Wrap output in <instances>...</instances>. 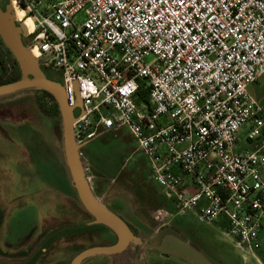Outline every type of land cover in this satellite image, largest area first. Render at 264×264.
I'll list each match as a JSON object with an SVG mask.
<instances>
[{
	"label": "built area",
	"instance_id": "built-area-1",
	"mask_svg": "<svg viewBox=\"0 0 264 264\" xmlns=\"http://www.w3.org/2000/svg\"><path fill=\"white\" fill-rule=\"evenodd\" d=\"M8 1L70 106L78 89L76 143L127 128L177 212L225 222L240 257L264 264V111L248 93L264 75V0ZM247 124L259 150L237 153Z\"/></svg>",
	"mask_w": 264,
	"mask_h": 264
},
{
	"label": "rangeland",
	"instance_id": "rangeland-1",
	"mask_svg": "<svg viewBox=\"0 0 264 264\" xmlns=\"http://www.w3.org/2000/svg\"><path fill=\"white\" fill-rule=\"evenodd\" d=\"M0 1L4 10L9 1ZM42 1L45 6L56 0ZM84 18L80 13L75 22ZM22 42L25 46L24 36ZM151 60L152 57L145 58L147 63ZM260 78L248 90L258 100L264 99V77ZM42 103L46 115L38 111ZM51 108L52 102L34 90L0 97L2 260H21L40 243L46 251L39 264H70L78 252L115 239L107 228L88 224L92 219L72 191L65 164L62 121L47 112ZM249 125L238 133L237 152L248 145ZM30 132H39L40 138H31ZM83 143L82 164L96 200L108 209L121 206V215L141 244H131L115 256H93L82 264H193L178 255L163 256L158 250L145 248L164 234L178 235L213 264H253L240 257L231 237L222 231L221 222L201 224L194 212H177L151 177L149 160L135 151L136 141L128 135L127 128L100 131ZM260 242L264 249V231Z\"/></svg>",
	"mask_w": 264,
	"mask_h": 264
},
{
	"label": "water",
	"instance_id": "water-1",
	"mask_svg": "<svg viewBox=\"0 0 264 264\" xmlns=\"http://www.w3.org/2000/svg\"><path fill=\"white\" fill-rule=\"evenodd\" d=\"M12 11L8 5L4 10L0 8V41L9 51L11 57L20 70L18 80L9 84L0 85V97L8 96L18 91L40 90L52 96L58 105V112L62 121L63 151L66 160V167L71 177V183L75 190L79 204L90 214L91 225H102L116 238L111 246L88 247L77 253L70 264H82L86 259L96 255L115 256L128 249L132 245H140L138 237L133 236L126 223L115 213L108 210L99 203L92 192L88 182L85 168L82 164L80 149L86 143L77 144L73 134L74 122L76 121L74 111L81 114L82 102L78 96V89L75 87L76 103L70 106L67 103L62 85L56 81L47 79L31 52L24 46L22 38L26 31L22 24L16 25ZM116 209V208H114ZM146 249H155L166 255H178L193 264H213L207 260L196 248L182 241L177 236H163L157 245H145Z\"/></svg>",
	"mask_w": 264,
	"mask_h": 264
},
{
	"label": "trees",
	"instance_id": "trees-1",
	"mask_svg": "<svg viewBox=\"0 0 264 264\" xmlns=\"http://www.w3.org/2000/svg\"><path fill=\"white\" fill-rule=\"evenodd\" d=\"M42 72L47 79L52 80V81H56L59 84H61V81L58 78V76L56 75V73L46 72V71H42ZM19 77H20V70H19L17 64L15 63L13 58L11 57V54L9 53V51L6 50L5 46L0 41V85H3V84L6 85V84H9L11 82H14V81L18 80ZM34 92H40L41 94L46 96L52 102V108L50 110H47V112L51 113V116H53L54 118L56 117L58 119V121H60L61 117H60V114L58 112V105L56 104V102L54 101L52 96L50 94L43 92V91H40V90H34ZM146 94H147V92L145 90H142L140 93H138V97L136 98L135 102L137 104H139L140 102H146L147 103ZM44 109H46V106L44 105V103L38 105V111L40 112V114L43 113L44 115H46L43 112V111H45ZM50 111H52V112H50ZM52 121H54V120L52 119ZM30 136H31V138H33L35 140H37L38 137L40 138L39 132H30ZM79 153L81 154V156H83L82 151H80ZM72 191L75 195V190L73 188H72ZM100 227L105 228L103 226H100ZM220 227L222 228L223 232H226L227 225L225 222L221 221Z\"/></svg>",
	"mask_w": 264,
	"mask_h": 264
},
{
	"label": "flooded vegetation",
	"instance_id": "flooded-vegetation-1",
	"mask_svg": "<svg viewBox=\"0 0 264 264\" xmlns=\"http://www.w3.org/2000/svg\"><path fill=\"white\" fill-rule=\"evenodd\" d=\"M0 6L2 7V5H1V1H0ZM114 208H116V209H114ZM108 210H110V211H112L113 213H115L117 216H119V218L121 219V220H123L125 223H126V225H127V227L129 228V230L132 232V234H133V236L135 235L134 233H133V231L131 230V228L129 227V225L127 224V222H126V220L123 218V216L121 215V212H122V207L121 206H115V205H112ZM92 219V218H91ZM92 222V221H91ZM88 224H90V222L88 223ZM91 225V224H90ZM92 226H102V225H92ZM104 227V226H103ZM102 228V227H101ZM106 228V227H105ZM108 229V228H107ZM110 231V230H109ZM167 235H174V234H164V235H162V236H159L158 238H157V242L156 243H153V244H150V245H157L159 242H160V240L163 238V236H167ZM136 236V235H135ZM175 236H177L178 237V235H175ZM136 237H138V236H136ZM179 238V237H178ZM180 239V238H179ZM116 242V238L114 239V241L112 242V243H106L105 245H107V246H111V245H113L114 243ZM104 245V246H105ZM147 250H150V249H147ZM46 251V248L44 247V244H40V243H38L34 248H32V250H29L28 251V254L26 255V256H24L21 260H19V259H17V260H14V261H6V260H2V253H1V250H0V264H26V263H28V262H30V261H32L33 259H35L34 260V262H33V264H39V262H42V257H43V254L42 253H44ZM160 252V251H159ZM25 253H27V252H25ZM79 253V252H78ZM160 254L161 255H163V256H166V254H162L161 252H160ZM110 257V256H109ZM74 258V257H73ZM61 264V263H60ZM135 264V263H134Z\"/></svg>",
	"mask_w": 264,
	"mask_h": 264
},
{
	"label": "crops",
	"instance_id": "crops-1",
	"mask_svg": "<svg viewBox=\"0 0 264 264\" xmlns=\"http://www.w3.org/2000/svg\"><path fill=\"white\" fill-rule=\"evenodd\" d=\"M264 77V75L261 77V78H263ZM260 78V79H261ZM254 83H256V82H254ZM254 83H251L250 85H249V87H248V90L250 91V87H251V85L252 84H254ZM252 95V94H251ZM250 95V96H251ZM252 97H253V95H252ZM253 100L263 109V111H264V99H262V100H258L256 97H253ZM246 126V125H245ZM244 126V127H245ZM243 127V128H244ZM250 127H251V125H249V127H248V130H247V132L249 131V129H250ZM242 128V129H243ZM247 132H246V134H247ZM239 133V132H238ZM237 137H238V134H237ZM238 141H239V139H238ZM246 142H247V146L245 147V148H243L240 152H237V150L235 149V151L237 152V153H244V152H251V153H253V152H256L257 150H259L258 148H259V146H260V140H256V141H254V142H252V141H247V139H246ZM260 152L261 153H263L264 154V147L260 150ZM263 176H264V172H263Z\"/></svg>",
	"mask_w": 264,
	"mask_h": 264
},
{
	"label": "bare ground",
	"instance_id": "bare-ground-1",
	"mask_svg": "<svg viewBox=\"0 0 264 264\" xmlns=\"http://www.w3.org/2000/svg\"><path fill=\"white\" fill-rule=\"evenodd\" d=\"M10 6V10L12 11V14H13V17H14V21L16 22H20V24H22L23 25V27H24V29H25V31L26 30H28V31H30L31 29H32V25H31V23H30V19H28V18H25L24 17V13L22 12V11H19V10H17L16 9V7L15 6H13V5H9ZM29 25H31V28L29 27ZM32 58H35V56H36V52L33 50L32 52H31V55H30Z\"/></svg>",
	"mask_w": 264,
	"mask_h": 264
}]
</instances>
